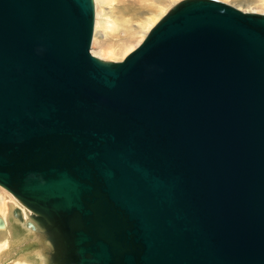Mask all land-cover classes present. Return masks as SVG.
<instances>
[{"label": "water", "instance_id": "water-1", "mask_svg": "<svg viewBox=\"0 0 264 264\" xmlns=\"http://www.w3.org/2000/svg\"><path fill=\"white\" fill-rule=\"evenodd\" d=\"M93 0H0V186L46 264H264V15L181 0L122 61Z\"/></svg>", "mask_w": 264, "mask_h": 264}, {"label": "rangeland", "instance_id": "rangeland-1", "mask_svg": "<svg viewBox=\"0 0 264 264\" xmlns=\"http://www.w3.org/2000/svg\"><path fill=\"white\" fill-rule=\"evenodd\" d=\"M179 1L181 0H148V3L159 10L163 16ZM216 1L230 5L242 12L264 15V0ZM118 5L119 0H98L97 4L94 3V27L90 54L104 61H122L130 51L142 42L148 33V29L140 28V21H133L130 28L132 34L127 35L128 29L126 27L129 25H126L125 20L120 17L121 14L116 9ZM149 16L144 18L154 17ZM156 19L159 20L160 18ZM16 203V199L0 187V207L3 208V212L0 213V221L6 220L8 229L5 233H0V264L24 263L23 261L27 262L26 264H46L43 262L45 260L43 254L47 258L48 250L46 247L49 246L43 239L40 229L29 219L30 213L21 211ZM27 214H29L28 217ZM4 237H8L9 243Z\"/></svg>", "mask_w": 264, "mask_h": 264}, {"label": "bare ground", "instance_id": "bare-ground-1", "mask_svg": "<svg viewBox=\"0 0 264 264\" xmlns=\"http://www.w3.org/2000/svg\"><path fill=\"white\" fill-rule=\"evenodd\" d=\"M95 4L98 3V0H93ZM116 9L120 12L121 14V18L124 19V23L126 25H129L126 27V29H128V34H132L130 28L132 27V22L133 21H140V28H145L146 30H149L157 23L156 18H161V12L159 13V10H157L156 8H154L150 3H148V0H119V5L116 7ZM161 11V10H160ZM154 16L153 18H144V17H150ZM161 16V17H160ZM156 19V20H155ZM97 23V22H96ZM113 23V22H112ZM142 32V31H141ZM138 33V32H137ZM144 33V31H143ZM142 33V34H143ZM93 36V35H92ZM92 42V41H91ZM1 187V186H0ZM3 188V187H1ZM4 189V188H3ZM5 190V189H4ZM6 191V190H5ZM8 192V191H7ZM9 193V192H8ZM10 194V193H9ZM11 195V194H10ZM13 197V196H12ZM14 198V197H13ZM15 199V198H14ZM17 201V200H16ZM17 201V205L21 208V211H25L24 213H30L31 212L29 210H27L25 207H23L20 203ZM4 206V205H3ZM14 211V210H13ZM3 212V208L0 207V213ZM13 213V212H12ZM29 214H27L28 217ZM30 215H29V219H30ZM13 217V216H12ZM19 217V216H18ZM5 218V217H4ZM3 218V220H4ZM20 220V218H19ZM31 220V219H30ZM32 221V220H31ZM33 222V221H32ZM34 223V222H33ZM32 223V224H33ZM30 224V223H29ZM31 224V225H32ZM35 225V224H34ZM37 226V225H36ZM37 228L39 229V227L37 226ZM7 221H0V233H5V231H7ZM41 231V230H40ZM42 235V233H41ZM4 239L6 240L7 243H9V239L8 237H4ZM5 242V243H6ZM48 244V243H47ZM5 249V248H4ZM7 249V247H6ZM8 250V249H7ZM46 250H49V247H46ZM6 251V250H4ZM3 251V252H4ZM42 253V252H40ZM2 255V254H1ZM38 257V256H37ZM43 257L45 258V260H43V262H46V256L43 254ZM18 262V261H17ZM24 263H16V264H26L25 261H23Z\"/></svg>", "mask_w": 264, "mask_h": 264}]
</instances>
